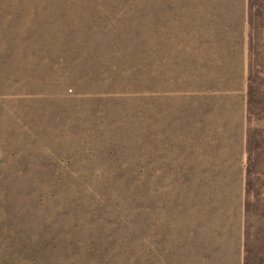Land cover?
<instances>
[{"label":"rangeland","instance_id":"374dc122","mask_svg":"<svg viewBox=\"0 0 264 264\" xmlns=\"http://www.w3.org/2000/svg\"><path fill=\"white\" fill-rule=\"evenodd\" d=\"M0 197L54 259L264 264V0H0Z\"/></svg>","mask_w":264,"mask_h":264},{"label":"trees","instance_id":"16d2710c","mask_svg":"<svg viewBox=\"0 0 264 264\" xmlns=\"http://www.w3.org/2000/svg\"><path fill=\"white\" fill-rule=\"evenodd\" d=\"M2 197H0V264H12L15 260L12 259L14 255L26 254V258L22 261L23 264H110L115 263V260H105L104 257L113 249L115 237L112 236L114 229L108 227H101L91 234H81L74 239L69 238L65 248L71 256H66L61 253L57 255V259L51 258L56 249L59 248L56 244H49V242L42 245L40 248L31 246L29 243L18 244L13 243L11 240L14 238V226H22V222L26 220L29 215H20L13 212L10 208L3 205ZM38 206L43 205L39 201ZM40 209H37L39 211ZM42 211V212H41ZM43 214L40 220L43 221L39 228L40 235L45 236L46 233L51 231V228H60L59 216L54 215L50 210H42ZM32 212V211H29ZM26 223V222H25ZM50 227H49V226ZM125 238V237H124ZM127 238H131L128 236ZM105 251L101 254V247ZM118 246V245H115ZM63 250V249H62ZM86 257V258H85ZM85 258L83 261L80 259Z\"/></svg>","mask_w":264,"mask_h":264}]
</instances>
